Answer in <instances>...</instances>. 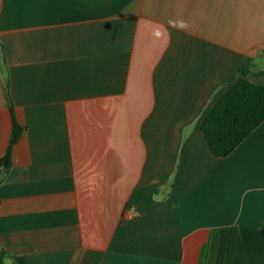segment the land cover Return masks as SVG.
<instances>
[{"label": "crops", "instance_id": "0c3cea01", "mask_svg": "<svg viewBox=\"0 0 264 264\" xmlns=\"http://www.w3.org/2000/svg\"><path fill=\"white\" fill-rule=\"evenodd\" d=\"M245 63L264 0H0V264H264V121L201 129Z\"/></svg>", "mask_w": 264, "mask_h": 264}, {"label": "trees", "instance_id": "16d2710c", "mask_svg": "<svg viewBox=\"0 0 264 264\" xmlns=\"http://www.w3.org/2000/svg\"><path fill=\"white\" fill-rule=\"evenodd\" d=\"M250 68V63L240 66L239 77L227 87L202 121L201 129L216 156L229 155L264 121V84L247 77ZM5 81L13 126L9 144L0 158V182L12 166L13 147L24 131V126L15 115L7 67ZM261 229L264 236V220Z\"/></svg>", "mask_w": 264, "mask_h": 264}]
</instances>
